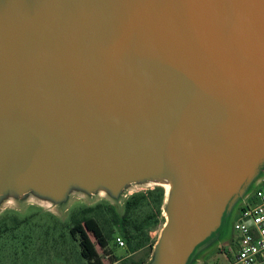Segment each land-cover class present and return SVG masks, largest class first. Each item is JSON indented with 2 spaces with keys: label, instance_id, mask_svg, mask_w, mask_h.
Instances as JSON below:
<instances>
[{
  "label": "water",
  "instance_id": "water-1",
  "mask_svg": "<svg viewBox=\"0 0 264 264\" xmlns=\"http://www.w3.org/2000/svg\"><path fill=\"white\" fill-rule=\"evenodd\" d=\"M263 183L264 0H0V207L160 186L204 264Z\"/></svg>",
  "mask_w": 264,
  "mask_h": 264
},
{
  "label": "rangeland",
  "instance_id": "rangeland-1",
  "mask_svg": "<svg viewBox=\"0 0 264 264\" xmlns=\"http://www.w3.org/2000/svg\"><path fill=\"white\" fill-rule=\"evenodd\" d=\"M164 189L160 186H149L133 193L160 190L164 195ZM151 199L144 200L131 213V218L142 221L149 213H155L158 208ZM162 206L163 201L160 222L146 228L151 239L144 247L133 250L122 224L125 203L116 205L105 197L88 201L74 196L69 205L62 208L34 200L10 199L0 207V264H90L81 255L78 240L70 233L74 222L84 216L96 217L103 227L108 239L105 250L100 247L94 234L89 233L103 257L104 264H145L143 261L148 260L152 252L153 245L150 243L157 241L166 221ZM232 223L234 221L230 224L229 235L225 241L233 237ZM118 236L125 239L126 246L119 245ZM231 242L223 245L226 251H219L217 248L210 252L204 264H227V254L232 250ZM114 259L120 261L115 263Z\"/></svg>",
  "mask_w": 264,
  "mask_h": 264
},
{
  "label": "trees",
  "instance_id": "trees-1",
  "mask_svg": "<svg viewBox=\"0 0 264 264\" xmlns=\"http://www.w3.org/2000/svg\"><path fill=\"white\" fill-rule=\"evenodd\" d=\"M163 197L164 195L160 190L157 192H153L151 190L133 193L126 200L122 224L126 228V235L128 241L130 242L131 249L136 250L142 248L151 239L150 235L146 231V228L157 225L160 222V217L162 216L161 204ZM150 198H152L151 200L156 203L158 208L157 211L155 213H149L143 218L142 221H138V219H132L131 213L138 206H140L144 200ZM4 230H6V228ZM89 232L94 234L100 247L105 250L108 246V239L105 235L103 227L96 217L84 216L82 219H77L70 228L71 235L79 242L81 255L90 264H104L105 262L103 257L100 254L95 241L91 238ZM150 245L152 246L153 243H150ZM224 250L225 248H220L219 251ZM114 261H117V259H114Z\"/></svg>",
  "mask_w": 264,
  "mask_h": 264
},
{
  "label": "built area",
  "instance_id": "built-area-1",
  "mask_svg": "<svg viewBox=\"0 0 264 264\" xmlns=\"http://www.w3.org/2000/svg\"><path fill=\"white\" fill-rule=\"evenodd\" d=\"M233 230L227 264H264V183L237 212ZM117 242L126 245L121 236Z\"/></svg>",
  "mask_w": 264,
  "mask_h": 264
},
{
  "label": "crops",
  "instance_id": "crops-1",
  "mask_svg": "<svg viewBox=\"0 0 264 264\" xmlns=\"http://www.w3.org/2000/svg\"><path fill=\"white\" fill-rule=\"evenodd\" d=\"M118 261H120V260L115 261V263H117Z\"/></svg>",
  "mask_w": 264,
  "mask_h": 264
},
{
  "label": "flooded vegetation",
  "instance_id": "flooded-vegetation-1",
  "mask_svg": "<svg viewBox=\"0 0 264 264\" xmlns=\"http://www.w3.org/2000/svg\"><path fill=\"white\" fill-rule=\"evenodd\" d=\"M126 246V245H125Z\"/></svg>",
  "mask_w": 264,
  "mask_h": 264
}]
</instances>
